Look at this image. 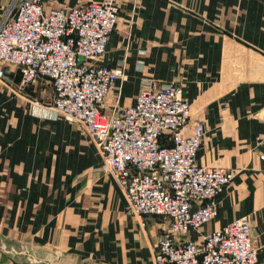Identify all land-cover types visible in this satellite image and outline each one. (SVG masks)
I'll return each instance as SVG.
<instances>
[{
  "label": "crops",
  "instance_id": "crops-1",
  "mask_svg": "<svg viewBox=\"0 0 264 264\" xmlns=\"http://www.w3.org/2000/svg\"><path fill=\"white\" fill-rule=\"evenodd\" d=\"M14 0H0V18ZM102 0H44L47 12ZM100 64L122 70L105 111L146 87L182 85L191 124L205 130L197 162L234 172L202 235L250 217L264 264V0H117ZM0 78V264H153L165 221L128 213L115 177L79 124L53 110L46 79Z\"/></svg>",
  "mask_w": 264,
  "mask_h": 264
},
{
  "label": "built area",
  "instance_id": "built-area-1",
  "mask_svg": "<svg viewBox=\"0 0 264 264\" xmlns=\"http://www.w3.org/2000/svg\"><path fill=\"white\" fill-rule=\"evenodd\" d=\"M44 4L14 0L0 18V78L13 66L23 86L46 79L55 92L53 110L83 127L100 153L102 169L121 187L128 213L165 221L153 264H256L250 217L200 240L187 238L217 217L218 198L235 174L198 164L205 130L191 124L182 85L146 87L134 106L120 113L104 110L123 75L100 64L118 25L117 0L49 12Z\"/></svg>",
  "mask_w": 264,
  "mask_h": 264
},
{
  "label": "water",
  "instance_id": "water-1",
  "mask_svg": "<svg viewBox=\"0 0 264 264\" xmlns=\"http://www.w3.org/2000/svg\"><path fill=\"white\" fill-rule=\"evenodd\" d=\"M82 60V59H81ZM0 250H4L6 251L7 250V247H6V244L4 243L1 235H0Z\"/></svg>",
  "mask_w": 264,
  "mask_h": 264
},
{
  "label": "rangeland",
  "instance_id": "rangeland-1",
  "mask_svg": "<svg viewBox=\"0 0 264 264\" xmlns=\"http://www.w3.org/2000/svg\"><path fill=\"white\" fill-rule=\"evenodd\" d=\"M87 135V134H86Z\"/></svg>",
  "mask_w": 264,
  "mask_h": 264
}]
</instances>
